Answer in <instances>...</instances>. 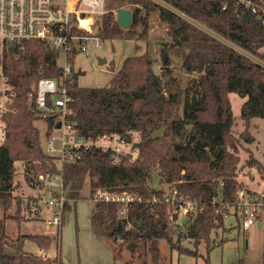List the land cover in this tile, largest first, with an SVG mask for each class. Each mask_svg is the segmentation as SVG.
<instances>
[{
	"label": "trees",
	"instance_id": "trees-1",
	"mask_svg": "<svg viewBox=\"0 0 264 264\" xmlns=\"http://www.w3.org/2000/svg\"><path fill=\"white\" fill-rule=\"evenodd\" d=\"M114 1L117 6L95 18L93 35L101 40L146 41L151 14L157 13L159 20L167 24L169 43H165L159 53L162 62L159 75L153 73L155 62L146 52L133 57L126 55L106 86H80L74 73L69 86V120L76 133L97 137L138 131L141 141L137 159L123 156L118 163L112 162L110 152L94 147L82 150L77 163L65 164L62 168L67 196L73 200L78 198L87 176L91 192L97 188L126 189L142 196V202L126 207L125 215L119 214V203H92L91 231L96 236L104 234L119 241V249L114 248V260L120 259L122 247L133 257L143 245L153 262H157L163 259L159 243L164 240L170 250L192 256L200 254L198 247L203 242L204 259L208 263L207 254L215 245L211 234L223 229L225 224L222 202L235 203L236 191L243 185V179L238 178L239 150L245 147L243 142L254 140L249 132L250 120L264 118V66L154 0ZM162 1L264 61V24L235 0ZM124 4L133 5L127 29L119 26L113 11ZM244 14L248 16L247 21L243 19ZM74 32L83 31L74 28ZM22 44L21 51H10L4 60V70L16 97L15 111L3 117L6 139L0 145V264H64L59 254L42 258L21 247L24 239H28L48 251L57 234H19L13 239L5 232L6 219L17 223L26 219L22 214L23 196L13 193L16 163L21 164L24 181L32 188L43 186L37 179L39 172L58 170L55 157L43 151L34 125L38 116L28 105V93L39 77L60 75L59 56L39 40H26ZM172 49L181 57L183 71L196 74L187 78L183 86L172 74ZM77 53H70L71 61ZM231 92L245 99L239 114L243 130L237 135L233 132L235 116L229 98ZM46 121L48 134L52 120ZM162 125L167 126L162 135L152 139L150 132ZM245 149L247 171L252 168L264 177L263 165L249 148ZM152 175L158 176L167 187H175L179 194L201 200V211L169 221L167 214L172 206L163 201L164 187L151 186ZM250 177L249 174L246 178ZM153 194L157 200L149 203L147 199ZM27 201L25 209L30 212L35 198L28 195ZM13 205L15 211L11 213ZM67 205L66 201L64 209ZM184 240L191 245H185ZM7 246L15 251L6 252Z\"/></svg>",
	"mask_w": 264,
	"mask_h": 264
},
{
	"label": "built area",
	"instance_id": "built-area-1",
	"mask_svg": "<svg viewBox=\"0 0 264 264\" xmlns=\"http://www.w3.org/2000/svg\"><path fill=\"white\" fill-rule=\"evenodd\" d=\"M235 1L264 24V0ZM166 5L163 6L171 10L174 9L170 5H168L169 7ZM225 7L224 4L222 8ZM106 11L105 0H63L61 4L58 3V0H0V145L6 139V126L3 117L7 112L15 111L13 102L16 97L15 88L4 70L5 58L12 50L21 51L22 43L31 39L44 42L59 56L60 75L39 77L33 84V90L28 93L30 108L38 117L52 120V130L58 132L56 134L50 131L46 135L47 154L55 157L58 170L39 172L37 175V179L43 182L44 186L48 188L56 186L52 189L47 200V205L52 210V218L47 220V224L58 227L65 202L70 199L62 179L63 165L77 163L81 157V151L91 147L110 152L113 163H118L123 156L135 160L140 152L138 144L141 137L138 131H130L123 135L83 137L76 133L69 120L71 111L69 108L71 101L69 86L73 83L74 75L70 53L85 51L86 41L90 38H98L91 32L82 29L80 21L84 17H93V26L95 18ZM176 13L185 18V15L179 11ZM186 20L189 21V19ZM74 28L83 32H74ZM224 43L235 49L237 47L227 40ZM262 62L263 64H260L264 66V61ZM57 123H60L59 128H56ZM249 180L254 184L251 185L243 180V185L236 191L235 203L222 202L225 208L223 210L224 217L233 214L237 218L239 227L244 231L249 229L255 220H264V177L254 175ZM219 186H221V182H219ZM89 196L92 202L119 203L121 205L120 215H125L126 207L129 204L143 201L140 194L126 189L97 188L94 192L90 190ZM156 200L157 197L154 194L147 199L149 203ZM163 201L172 206L167 214L169 221L180 219L188 214L195 215L201 211L199 208L201 200H193L179 194L175 187H167L164 190ZM214 201L215 199L212 200V203ZM38 254L42 258L49 256L48 251L44 248H39Z\"/></svg>",
	"mask_w": 264,
	"mask_h": 264
},
{
	"label": "rangeland",
	"instance_id": "rangeland-1",
	"mask_svg": "<svg viewBox=\"0 0 264 264\" xmlns=\"http://www.w3.org/2000/svg\"><path fill=\"white\" fill-rule=\"evenodd\" d=\"M58 0V3L61 4ZM163 5H166L161 0H154ZM118 3L114 0H105V9L114 8ZM168 6V5H166ZM131 4H124L122 8H132ZM169 7V6H168ZM175 12V9H172ZM115 13V9H113ZM184 16V15H183ZM189 22L203 30L204 32L224 40L220 35L203 24L192 20ZM93 17H84L81 19V28L93 34L92 27ZM167 24L161 22L157 13H152L150 17V25L148 30V38L146 41L142 40H101L100 38H90L86 41V50L79 51L72 61L74 73L77 74L76 81L80 86L86 87H101L109 84L114 74L121 65L123 58L133 51V56L140 55L144 52L148 53L154 59V64L157 65L159 72L162 69V62L160 59V50L169 43V38L166 35ZM221 38V39H220ZM223 41V42H224ZM99 44V45H98ZM137 46H139L137 48ZM236 47V46H234ZM241 53L251 57L254 61L262 63L256 57L244 52L236 47ZM264 50V48L262 49ZM172 56H176L172 51ZM177 59L173 60L171 64L172 74L180 81L181 86L185 84L187 78L196 76V74L185 73L180 67L181 57L176 56ZM100 59H105L104 63H99ZM58 62L59 59H58ZM82 72V73H79ZM231 101L232 112L235 116V123L233 132L237 135L243 130L242 120L239 118L241 104L245 100L234 92L229 93ZM34 125L38 129L39 140L42 145L43 151L47 153L46 149V135H47V121L44 118H36ZM53 133H58L56 130H51ZM249 132L254 140L251 143H244L245 147L240 148V170L239 179L251 183L249 178L246 177L258 175L254 169L247 171L245 162L248 157L246 147L250 149L252 155L264 167V118L253 117L250 120ZM57 163V162H56ZM17 174L15 176L14 194L23 196L22 198V214L26 219L17 223L13 219H6L5 232L13 239L20 235H50L57 237L53 239L51 248L48 250L49 257H54L58 251L60 252L61 260L64 264H123L125 261L132 260L129 264H264V220H255L254 224L247 230H242L239 227L237 218L233 215H227L224 219V228L214 230L211 237L215 239V245L210 249L207 254L208 263L205 262L206 256L205 244L202 242L199 247V255L192 256L179 253L176 250H170L168 244L161 240L159 243L163 259L153 262L151 255L146 246H139L134 252L132 257L131 252L124 246L122 247L121 257L114 260V248L119 249V241H113L104 234L94 235L91 231L89 224V214L92 207V201L89 196V182L88 176L86 177L83 187L79 192L78 198L75 200L69 199L67 207L64 209L60 226L47 224V220L52 218V210L47 205V200L51 194L52 189L56 186L46 187L37 185L36 188L30 187L23 178V171L20 163H16ZM247 171V172H246ZM261 174V173H260ZM260 176V175H258ZM153 181L151 186L156 188H167V184L159 177L152 175ZM68 189L66 187V193ZM32 195L35 198L31 211L25 209L27 204V196ZM35 210H38L37 212ZM15 205L12 206L10 212L14 213ZM223 239L220 243L219 240ZM184 244H189L185 240ZM191 244H189L190 246ZM23 250L37 253L39 248L36 243L28 239H24L21 244ZM5 251L12 253L15 251L13 248L7 246ZM161 261V262H160Z\"/></svg>",
	"mask_w": 264,
	"mask_h": 264
},
{
	"label": "water",
	"instance_id": "water-1",
	"mask_svg": "<svg viewBox=\"0 0 264 264\" xmlns=\"http://www.w3.org/2000/svg\"><path fill=\"white\" fill-rule=\"evenodd\" d=\"M115 16H116V21L117 23L119 24V26L123 29H127L131 23V20H132V14H131V11L129 9H126V8H122V7H119L117 9H115ZM243 19L244 21H247L248 20V16L247 15H243ZM13 47H15V45H13ZM173 53H174V50L172 49L171 50ZM130 57H133V51H131V53L129 54ZM174 60L177 59L176 56H172ZM105 62V59H100L99 58V63H104ZM152 69H153V73L155 75H159V70L157 68V65L156 64H153L152 65ZM79 73H82V72H79ZM182 98H184V92H182ZM182 105H183V102L181 104V108H180V111H182ZM60 127V123H57L56 124V128H59ZM166 125H162L156 129H153L151 132H150V137L152 139H155V138H158L162 135V133L164 132V130L166 129Z\"/></svg>",
	"mask_w": 264,
	"mask_h": 264
},
{
	"label": "crops",
	"instance_id": "crops-1",
	"mask_svg": "<svg viewBox=\"0 0 264 264\" xmlns=\"http://www.w3.org/2000/svg\"><path fill=\"white\" fill-rule=\"evenodd\" d=\"M93 181H95V180H93ZM90 186H91V183H90L89 186H88V187H89V190H91V187H90ZM35 211L37 212L38 210H35ZM89 224H90V223H89ZM90 228H91V227H90ZM59 257H60V252H59ZM60 259H61V257H60ZM61 261H62V260H61Z\"/></svg>",
	"mask_w": 264,
	"mask_h": 264
}]
</instances>
